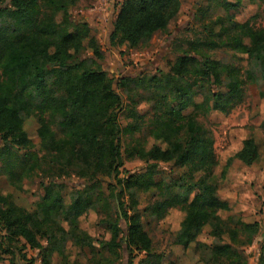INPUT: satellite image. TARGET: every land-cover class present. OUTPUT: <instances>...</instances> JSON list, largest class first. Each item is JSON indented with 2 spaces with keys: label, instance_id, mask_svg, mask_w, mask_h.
Wrapping results in <instances>:
<instances>
[{
  "label": "trees",
  "instance_id": "trees-1",
  "mask_svg": "<svg viewBox=\"0 0 264 264\" xmlns=\"http://www.w3.org/2000/svg\"><path fill=\"white\" fill-rule=\"evenodd\" d=\"M77 1L8 0V5L0 6V17L10 20V24L0 26V161L9 168L18 169L9 171V175H16L17 179L39 166L41 149L54 152L67 162L78 161L83 166L77 173L82 180L80 185L74 188L55 179L45 186L44 196L32 209L17 203L12 195L0 194V232H3L0 250L14 254L11 244L23 238L24 246L42 252L43 264H51L49 255L53 251L59 249L58 255L63 253L58 246V241L62 242L58 238L63 236H56L57 232H62L87 255L84 262L66 259V264H103L101 258L105 256H99L95 243L103 246V242L89 236L79 226L78 218L90 208L110 207L109 198H112L117 211L115 218L109 221L111 237L105 243L112 256L107 258L108 264H118L119 238L124 248L142 252L138 264H160L163 256L153 251L152 240L142 228L137 201L129 196L127 204L123 199L132 187L144 190L155 187L159 198L148 206L153 215L162 218L169 208L176 206L185 211L175 245L186 249L193 244V249L200 251L202 244L198 236L208 230V234L221 243L210 245L208 259L200 256L204 264H247V259L232 246L238 239V230L214 226L211 217L219 210L231 208L219 189L225 181L229 182L233 162L251 166L259 160L260 146L256 138L245 139L242 147L229 156L215 174L219 161L213 140L195 119L199 108L196 92L189 85H179L164 93L163 104L153 118L152 134L164 139L168 146L142 148L146 168L120 176V135L139 131L140 125L127 122L121 125L120 96L111 78L104 70L87 62L91 58L95 63L93 59L101 58L102 53L90 24L75 19L69 11ZM240 4L241 0H236L231 5ZM180 6L181 0H123L118 8L115 6L117 13L111 38L131 46L148 40L156 31L167 29ZM233 27L246 30L250 41L249 45L245 44L235 33L231 40L233 47L258 59L264 72V26L254 29L245 23ZM231 30L230 27L228 33ZM81 51L90 52L88 58L78 57ZM198 56L177 55L166 77L169 80L180 78L196 63L193 68L206 75L208 87L219 84V73L225 69L218 67V60L212 55ZM225 67L228 73H234ZM130 79L122 77L119 85L125 86ZM150 80L160 81L155 76ZM229 86L233 91L237 84L230 82ZM219 95L216 92L213 97ZM47 116L61 118L65 139L54 138ZM29 118L36 122L37 144L25 127ZM159 161L182 170L174 183L153 178ZM103 185L109 191L107 195ZM67 187L71 190L68 203L63 196ZM57 219L67 222L68 230L58 225ZM237 223L249 233L256 232L259 227L257 220L247 222L239 218ZM43 238L46 244L41 243ZM9 264L18 263L13 259Z\"/></svg>",
  "mask_w": 264,
  "mask_h": 264
},
{
  "label": "rangeland",
  "instance_id": "rangeland-1",
  "mask_svg": "<svg viewBox=\"0 0 264 264\" xmlns=\"http://www.w3.org/2000/svg\"><path fill=\"white\" fill-rule=\"evenodd\" d=\"M123 0H78L70 7V13L75 19L86 21L92 28V34L97 39L101 58H91L85 51L78 54L92 67H99L111 78L114 90L120 96L119 119L121 125L137 123L140 130L120 135V150L122 166L120 176L136 173L146 168L147 162L141 155V149H149L153 145L163 148L168 146L161 137L152 134L153 118L161 108L165 98L164 93L176 89L179 85H189L195 92V101L199 108L195 119L205 133L213 140V147L219 165L215 168L218 174L227 158L242 147L245 139L254 136L260 146V158L251 166L234 161L229 169V182L220 186V195L228 199L230 210H219L211 217L214 226L236 228L238 239L232 244L240 252L247 264H264V72L261 63L255 57L233 47L231 42L234 34H238L245 44L249 45V38L244 29L234 28V25L248 24L254 29L264 26V0H241V4L232 6L236 0H181L180 10L170 21L165 31H156L150 39L142 40L134 46L111 38L112 23L115 19V6ZM8 5V0H0V6ZM10 24L8 18L0 17V26ZM232 30L228 33L229 28ZM225 30L222 33V30ZM216 33H220L218 36ZM188 53L199 58L198 55L208 56L218 60L220 83L208 87L206 75L197 70L193 63L192 70L182 77H166L175 62L177 55ZM198 53V54H197ZM264 54V49L262 51ZM222 65L224 66L222 68ZM228 70L234 73H228ZM152 76L158 77L159 82H152ZM122 77H131L125 86L119 85ZM166 80H169L166 82ZM230 82L237 84L231 91ZM122 83V82H121ZM220 93L216 98L214 93ZM24 117L23 113H20ZM55 139H65V132L60 125V117L47 116ZM25 127L29 136L36 144V122L33 118L26 121ZM182 135H186L182 132ZM39 166L27 176L17 179L10 176L9 168L0 161V194L12 195L15 201L27 209H32L34 203L41 201L45 194V186L58 179L68 186L76 188L82 183L77 174L83 166L78 161L67 162L51 151H39ZM151 162V161H149ZM182 170L166 162H156L153 178L163 183H174L180 177ZM20 188V189H16ZM104 193L108 189L103 185ZM70 188L63 191L64 202H69ZM129 196L137 201L142 228L152 240V249L161 254L160 264H204V259L210 257V245L221 243L208 230L198 236L201 242L199 250L175 245L174 240L179 232L180 223L185 211L178 206L169 208L162 218H157L148 207L159 198L155 187L141 189L132 187L124 196L128 204ZM110 207L90 208L78 218L79 226L93 239L103 242L96 243L101 263L108 264V246L105 244L111 237L109 221L115 218L116 207L113 199L109 198ZM239 218L247 222L258 221L256 232L244 231L237 221ZM57 224L68 230V224L63 219H57ZM2 232V231H1ZM0 232V241L2 234ZM3 233V232H2ZM59 249L49 255L51 264H66L79 260L84 262L87 255L84 250L73 244L69 235L57 232ZM121 237V236H119ZM120 239L121 254L118 264H138L143 256L142 252L123 247ZM46 244V239H41ZM14 254L3 253L0 250V264H9L15 260L18 264H43L42 252L25 245L23 238L11 244ZM61 246V247H60ZM63 247V248H62ZM25 254V257L22 255ZM66 258H63L65 257ZM98 256V257H99ZM108 258V259H107Z\"/></svg>",
  "mask_w": 264,
  "mask_h": 264
}]
</instances>
